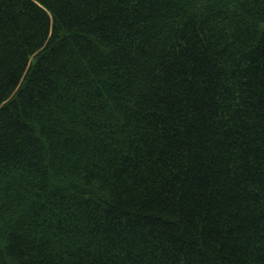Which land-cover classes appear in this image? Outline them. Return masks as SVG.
Instances as JSON below:
<instances>
[{"label":"trees","instance_id":"1","mask_svg":"<svg viewBox=\"0 0 264 264\" xmlns=\"http://www.w3.org/2000/svg\"><path fill=\"white\" fill-rule=\"evenodd\" d=\"M261 53L264 0H0V264H264Z\"/></svg>","mask_w":264,"mask_h":264},{"label":"snow or ice","instance_id":"2","mask_svg":"<svg viewBox=\"0 0 264 264\" xmlns=\"http://www.w3.org/2000/svg\"><path fill=\"white\" fill-rule=\"evenodd\" d=\"M261 56L264 57V53H261ZM256 63H260V60L257 59V60H256ZM200 264H203V262L201 261Z\"/></svg>","mask_w":264,"mask_h":264}]
</instances>
